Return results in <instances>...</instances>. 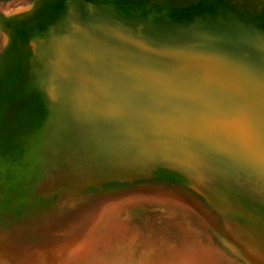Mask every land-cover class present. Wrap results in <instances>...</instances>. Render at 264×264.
<instances>
[{"label": "rangeland", "instance_id": "374dc122", "mask_svg": "<svg viewBox=\"0 0 264 264\" xmlns=\"http://www.w3.org/2000/svg\"><path fill=\"white\" fill-rule=\"evenodd\" d=\"M59 1L0 0V167L11 171L0 172V264H264L260 183L217 185L200 196L182 172L149 165L140 147H121L92 124L64 122L54 147L63 87L56 92L45 81L43 65L51 56L37 38L27 49L21 42L29 37L24 23ZM122 1L160 19L194 16L223 2H264ZM63 37L53 44L55 56L66 47L71 59L72 34ZM84 44H77L81 58ZM24 67L40 78L22 79L14 91L44 93L54 102L49 116L36 93L12 94L16 70ZM46 161L56 166L55 178L38 190L39 173H33Z\"/></svg>", "mask_w": 264, "mask_h": 264}, {"label": "water", "instance_id": "95a60500", "mask_svg": "<svg viewBox=\"0 0 264 264\" xmlns=\"http://www.w3.org/2000/svg\"><path fill=\"white\" fill-rule=\"evenodd\" d=\"M59 2L24 23L29 37L21 42L27 49L37 38L51 56L43 65L45 81L56 92L63 87L54 147L64 122L92 124L121 147H140L149 165L179 170L200 196L234 182L264 187V2H223L194 16L162 19L122 0ZM58 24L61 31L53 28ZM67 32L75 57H65V47L56 58L53 44ZM16 71L12 94L36 93L49 116L54 102L44 93L14 91L40 73ZM40 166L33 173H39L38 190L56 171L47 161Z\"/></svg>", "mask_w": 264, "mask_h": 264}, {"label": "bare ground", "instance_id": "6f19581e", "mask_svg": "<svg viewBox=\"0 0 264 264\" xmlns=\"http://www.w3.org/2000/svg\"><path fill=\"white\" fill-rule=\"evenodd\" d=\"M54 47H55V46H54ZM38 49H39V48H38ZM54 49H55V48H54ZM56 51H57V50H56ZM35 52H36V53H39V52H37V51H35ZM35 52H34V54H36ZM40 53H41V52H40ZM40 53H39V54H40ZM36 55H38V54H36ZM40 55H42V54H40ZM38 56H39V55H38ZM41 58H43V57H41ZM36 68H37V67H36ZM41 68H42V67H41ZM68 75H69V74H68ZM39 80H40V79H39ZM58 85H59V84H58ZM58 88L60 89V92H62V91H61V86H60V87L58 86ZM50 90H52V89H50ZM53 90H54V89H53ZM55 91H56V89H55ZM53 92H54V91H53ZM53 92H52V93H53ZM52 93H51V94H52ZM53 95H54V93H53ZM60 95H61V93H60Z\"/></svg>", "mask_w": 264, "mask_h": 264}]
</instances>
